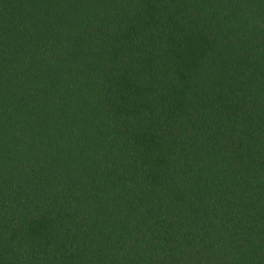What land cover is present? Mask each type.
<instances>
[{
    "label": "trees",
    "instance_id": "16d2710c",
    "mask_svg": "<svg viewBox=\"0 0 264 264\" xmlns=\"http://www.w3.org/2000/svg\"><path fill=\"white\" fill-rule=\"evenodd\" d=\"M0 264H264V0H0Z\"/></svg>",
    "mask_w": 264,
    "mask_h": 264
}]
</instances>
